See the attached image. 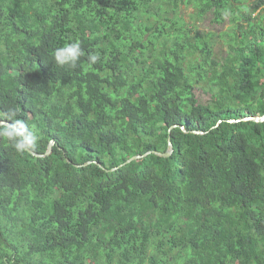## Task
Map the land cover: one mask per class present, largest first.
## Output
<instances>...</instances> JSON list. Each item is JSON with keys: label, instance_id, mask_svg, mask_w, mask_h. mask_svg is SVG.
Instances as JSON below:
<instances>
[{"label": "trees", "instance_id": "trees-1", "mask_svg": "<svg viewBox=\"0 0 264 264\" xmlns=\"http://www.w3.org/2000/svg\"><path fill=\"white\" fill-rule=\"evenodd\" d=\"M0 113V264H264V0H0Z\"/></svg>", "mask_w": 264, "mask_h": 264}, {"label": "clouds", "instance_id": "clouds-1", "mask_svg": "<svg viewBox=\"0 0 264 264\" xmlns=\"http://www.w3.org/2000/svg\"><path fill=\"white\" fill-rule=\"evenodd\" d=\"M82 55L80 44L78 42L67 44L54 53L55 61L60 64L72 63L78 60ZM92 62L98 59L97 55L89 57ZM0 138H7L12 142V146L19 153L35 146L37 142L36 134L29 130L24 121L16 119L14 114L0 113ZM11 120L12 123H7Z\"/></svg>", "mask_w": 264, "mask_h": 264}, {"label": "water", "instance_id": "water-1", "mask_svg": "<svg viewBox=\"0 0 264 264\" xmlns=\"http://www.w3.org/2000/svg\"><path fill=\"white\" fill-rule=\"evenodd\" d=\"M245 119L246 120L247 119H251V120H254V121H257V122H262V121H264V115L263 116L247 117ZM7 123H10V122L7 121ZM169 140H171V139L169 138ZM54 145H55V141L53 140L49 144V147H48L49 150H47V152L45 154L38 153V152H36V151H34L33 149H30V148L28 150H29L30 153H32L33 155H35L37 157H46V156H49L53 152ZM169 146H170V148L166 152L148 151V152H146L143 155H135V156L131 157L130 159H128L127 161H125L122 165H125V164H127L129 162H132L134 160H137L139 158H142V157L147 156L148 154H152V153H154L156 155L164 156V157H170L173 154V152H174V146H173V144H172L171 141H169ZM86 164H88V163H86ZM77 166H81V165H77ZM115 169L116 168H113L111 170H115Z\"/></svg>", "mask_w": 264, "mask_h": 264}, {"label": "rangeland", "instance_id": "rangeland-1", "mask_svg": "<svg viewBox=\"0 0 264 264\" xmlns=\"http://www.w3.org/2000/svg\"><path fill=\"white\" fill-rule=\"evenodd\" d=\"M200 25H201L202 30L206 28L207 31L211 30V31H218V32H221V30L226 29L228 27L227 23L224 26H222V25L216 26V25L210 23L209 19L204 20L203 22L200 23ZM220 48H223L221 42L219 44H217V51H220Z\"/></svg>", "mask_w": 264, "mask_h": 264}]
</instances>
